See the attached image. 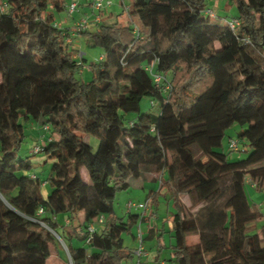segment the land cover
Masks as SVG:
<instances>
[{"label": "trees", "instance_id": "obj_1", "mask_svg": "<svg viewBox=\"0 0 264 264\" xmlns=\"http://www.w3.org/2000/svg\"><path fill=\"white\" fill-rule=\"evenodd\" d=\"M207 1L134 0L94 31L74 30L104 51L85 82L76 77L85 58H75L73 34L52 13L67 0H0V264L53 256L128 264L136 249L123 234L143 215L89 228L113 215L118 192L144 179L160 184L152 204L164 189L174 199L170 262L264 264L262 214L246 193L247 184L264 191V0H234L231 19L213 15ZM145 98L156 113H142ZM23 117L43 120L49 132L34 153L53 161L46 199L30 161L19 159ZM233 124L245 129L231 151L245 159L222 151ZM89 137L99 140L96 150ZM208 154L221 166L204 162ZM189 236L199 242L188 244Z\"/></svg>", "mask_w": 264, "mask_h": 264}, {"label": "rangeland", "instance_id": "obj_2", "mask_svg": "<svg viewBox=\"0 0 264 264\" xmlns=\"http://www.w3.org/2000/svg\"><path fill=\"white\" fill-rule=\"evenodd\" d=\"M110 1L112 2V6L105 8V10H107V13H95L92 8V3L87 2V4H89V14L84 16L80 15V7H78L76 13L72 15L68 11V6L70 5L69 0L67 1L66 8L63 11L59 12L52 10V13L54 14L57 24H60L62 28L69 29L70 32H72L76 28V24L83 19L92 22L94 21L93 18H95L96 16H100L102 21L109 19L112 21V17H108L109 19H106L107 15H110V12H113L114 16L116 17L117 15L124 13V6L132 9L134 0ZM207 7L212 10L213 15L221 19H231L239 15V11L234 0H208ZM88 29L90 31H94L95 24H91ZM72 42L73 40L71 41V43ZM80 53H84L85 62L84 66L81 69V72L78 73L76 77L79 80L89 82L93 79V70L91 69V66L94 63L98 62L102 56H104V51L101 47L92 45L91 41H89L88 39H82V41L79 42V52L77 54ZM81 59L82 58L80 57L79 60L81 61ZM223 109L224 107H220L217 111L218 114H221ZM141 111L142 113L148 111L156 113L157 107L152 106L150 98H145L141 103ZM135 117L136 114L128 115V119H134ZM204 124V122H201L198 125L196 124L193 126H204ZM19 126L20 131L24 134V139L21 144V150L19 152V159L30 161L32 165L30 174L36 175L39 179L40 183L42 184L41 193L46 199L52 191V187L48 183V179L51 174L53 161L49 160L46 154L43 152L34 155V148L40 144L45 143L46 139L49 136V132L44 127L43 120L26 119L23 117L19 120ZM244 129V126H242L241 124H233L225 130L222 151L226 154H229L230 160H240L247 157V153L242 151H231L230 148V141L237 140L238 135L242 133ZM89 138L90 139L88 140L92 141L91 144L96 150L99 144V140L95 137ZM203 161H214L217 166H221V162H219L210 154L205 155L203 157ZM84 174L85 179L89 181L88 175L86 173ZM158 189L159 183L149 182L146 184L144 189H139L134 186L127 191L118 192L113 203V215L104 216L103 223H99L98 221H96L94 224L96 229L100 230L101 228L105 227L106 223H108L109 220L115 221L118 218L127 220L128 213L130 211L132 213L138 212L143 216L138 220V223L135 224L129 232L123 234L124 245L128 249H138L142 246L145 249L146 253H151L150 260L153 262L158 257L169 260L171 252L169 241L171 239L170 233L168 231L171 230V225L168 218L175 211V205L172 193L166 189L162 190L161 194L157 196L156 204H152L151 200H147L148 193L151 190L157 191ZM246 193L250 204L262 214L261 219L256 223L257 229L260 232L264 226V191H259L256 188L252 187V185L247 184ZM184 200L185 202H188L186 198ZM130 202L135 203L136 205L145 203L147 204V207L145 209L134 207L129 210ZM60 219L62 220L63 217L61 216ZM163 226L165 227V231L168 233L165 232L163 234V232H161ZM162 234L164 235V237L161 236ZM162 241L166 242V248H161L159 243ZM139 260L140 258H138V260L137 258H134L133 260L128 261V264H137V261ZM49 264H52V261L49 262Z\"/></svg>", "mask_w": 264, "mask_h": 264}, {"label": "crops", "instance_id": "obj_3", "mask_svg": "<svg viewBox=\"0 0 264 264\" xmlns=\"http://www.w3.org/2000/svg\"><path fill=\"white\" fill-rule=\"evenodd\" d=\"M68 1V0H67ZM70 1V3L71 2H73V1H78V3H79V7H80V15H82V16H84V15H87V14H89L88 12V10H89V8H88V5L89 4H87V2H89L90 3V1L89 0H69ZM104 13H107V10H105L104 11ZM75 14V13H74ZM107 15V14H106ZM110 17H112V20L115 18V16H114V13L113 12H110V15L108 14L107 15V17H106V19H109ZM94 19V18H93ZM110 20V19H109ZM60 25V24H59ZM75 30V29H74ZM74 30L71 32V34H73L72 36V38H73V42H72V50H73V52L74 53H78L79 52V42L80 41H82V39H87L86 38V36H84V35H82V34H74ZM162 178L164 179V180H168V179H170V175H169V172H165L164 174H163V176H162ZM159 183V181H157V180H152V179H144V180H140V181H138V182H136V184L134 185L136 188H139V189H144L145 188V186H146V184L147 183ZM159 187H160V184H159ZM151 191H154V190H151ZM150 191V192H151ZM149 192V193H150ZM149 193H148V195H149ZM148 197V196H147ZM185 198H184V196L182 197V201L183 202H185V200H184ZM83 217V214L81 213L80 214V218H82ZM169 219V222H170V225H171V229H172V214H171V216L168 218ZM58 223L59 224H61V223H63V224H67L66 223V220H65V218L63 217V219L61 220L60 219V217H58ZM160 229V228H159ZM157 230H158V228H157ZM155 231V230H154ZM171 231V230H170ZM170 231H168L169 233H170ZM161 232H163V234L166 232L165 231V227L163 226L162 227V230H161ZM168 232H166V233H168ZM161 235V236H163L164 237V235ZM171 239V238H170ZM187 242H188V244H190V245H194V244H197L198 242H199V236H189L188 238H187ZM169 243H170V245L172 244V239L169 241ZM160 245H163L164 247L165 246H167L166 245V242H164V241H162V242H160L159 243ZM162 256V255H161ZM150 257H151V253H146V255L145 256H143V258H141L140 260H142L145 264H173V263H170V261L167 259V260H165V259H163V258H161V257H158V258H156V260L153 262V261H151L150 260ZM134 258H137V260H138V257L137 256H135ZM145 258V259H144ZM171 258V253H170V256H169V259ZM52 261V264H63V261H62V259L61 258H59V257H56V256H53V257H51L50 259H49V261H48V264H49V262H51ZM156 261H157V263H156Z\"/></svg>", "mask_w": 264, "mask_h": 264}, {"label": "built area", "instance_id": "obj_4", "mask_svg": "<svg viewBox=\"0 0 264 264\" xmlns=\"http://www.w3.org/2000/svg\"><path fill=\"white\" fill-rule=\"evenodd\" d=\"M89 1L92 3V8H93V10H94L95 13L96 12L103 13L105 11V8L112 6V2L110 0H89ZM78 7H79L78 1L71 2L70 5H69V7H68L69 13L73 15L78 10ZM101 21H102V19H101L100 16H96L94 18V21H92V22L83 19V20L79 21L76 24L75 31L81 32L83 30L88 29L91 24H97V23H100ZM239 25H240V21L238 19H233V20L230 21V26L233 29H235ZM71 41H72V38L71 37L67 38V42L68 43H71ZM83 56H84V53H80V54H77L75 56V58H80V57L82 58ZM156 80L157 81H160L161 80V77H157ZM230 144H231V147L233 149H237V147H238L237 141H230ZM40 150H41V147H40V145H38V146H36L34 148V153H38ZM134 207L145 209L147 207V204L140 203L139 205H136L135 203L130 202L129 203V210H131ZM103 220H104L103 217H100L99 220H98V222L99 223H103ZM89 231L91 233L95 232L96 231L95 225H91L90 228H89ZM134 255L141 259L143 256L146 255L145 249L142 246L139 247L138 249H136L134 251Z\"/></svg>", "mask_w": 264, "mask_h": 264}]
</instances>
